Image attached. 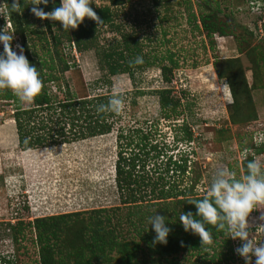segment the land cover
<instances>
[{"label":"rangeland","instance_id":"rangeland-1","mask_svg":"<svg viewBox=\"0 0 264 264\" xmlns=\"http://www.w3.org/2000/svg\"><path fill=\"white\" fill-rule=\"evenodd\" d=\"M93 2L96 6L107 5L106 0ZM218 2L221 17L225 16L223 21L234 30L231 37L214 36L212 43L199 28L193 27L189 19L190 15H197L196 0H125L123 6L114 10L115 22L121 31L135 34L150 55H165L167 52L174 55L178 67L173 70L169 84L160 80L157 68H150L136 75L133 82L125 75H118L105 85L92 51L75 52L74 66L63 74L69 90L76 97L107 91L127 95L119 124L124 128L123 132L133 128L144 132L151 129L147 137L161 148V154H172L174 159L180 152H187V170L180 178V184L185 190L192 187V194L198 197L207 193L219 168L227 167L236 173L237 179L241 178V152L249 142H258L264 132V32L260 35L263 39H260L259 33L248 25L254 18L246 15L243 9L250 7V0ZM259 3L264 4L262 0ZM4 14L3 20H8L6 10ZM28 19L30 29L35 30H45V23L50 22L35 17L32 12ZM9 26L12 31L10 21ZM245 30L254 33L251 41ZM46 36L50 43V37ZM113 37L118 40L117 35L103 29L98 44L106 47ZM25 38L27 43L33 42L36 51L41 53L37 37L27 33ZM13 42L15 47L19 45L18 35H14ZM2 46L0 43V53L3 52ZM217 71L224 76L223 79L218 78ZM228 80L234 86L240 84V90L245 92L244 96L238 95L242 99L237 96L241 118H245L240 122L232 123L230 119L233 109L226 84ZM48 86L52 93L58 94L54 85ZM161 88H169L171 94L180 98L176 110L179 115L169 120L162 119L154 94ZM128 102H133V105L128 106ZM27 104L22 103L23 106ZM3 105L0 101V254L13 256L16 263L21 264L32 261L35 250L29 242L22 240L18 243L26 248V253L22 254L24 249L12 243L5 224L14 220L31 222L45 216L121 206L114 182V163L120 149H125L123 152L128 156L130 151L136 152V148L134 143L125 139L118 142L115 128L105 136L21 152L16 145L9 108ZM250 115L254 118H249ZM180 124L189 129L192 140L189 144H174V150L167 152L166 148L173 147L174 134L180 137L177 128ZM153 154L150 152L149 156ZM256 159L264 164V153L262 159ZM157 164L158 161L150 160L148 167H156ZM120 213L123 215L125 210L121 208ZM262 215L264 206L258 205L248 218L250 235L257 243H264L263 229L258 227L264 224L260 219ZM236 243L241 246L242 242L238 239ZM233 251L225 264H246L234 248ZM110 257L115 258V253ZM179 257L181 264H192V258L187 261L184 253L176 259ZM255 259L253 256L251 264H255ZM196 262L208 264L202 260Z\"/></svg>","mask_w":264,"mask_h":264},{"label":"trees","instance_id":"trees-1","mask_svg":"<svg viewBox=\"0 0 264 264\" xmlns=\"http://www.w3.org/2000/svg\"><path fill=\"white\" fill-rule=\"evenodd\" d=\"M196 1L197 15L189 16L193 27L199 28L209 39V43H212L216 35L231 37L234 28L223 21L225 16L221 17L218 0ZM106 2L107 5L96 6L92 0L91 4L101 23L97 24L85 18L77 29L65 31L60 22L54 21L45 23V30L30 29L28 17L34 6L32 0H20V8L11 11L10 14L7 10L13 0H7L4 9L7 11L8 20H3L5 17L3 15H6L4 11L0 16V25L10 21L13 30L9 28L7 31L9 34L19 36V45L23 47L24 55L40 73L43 89L35 100L26 106H23L9 89L0 90V101L3 102V106L9 108L16 145L21 152L105 136L115 128L118 142L125 139L134 143L136 152L130 151L127 156L123 152L125 149H120L114 163V182L121 206L89 210L86 211L88 214L83 211L45 216L35 218L31 222L14 220L11 224L6 223L5 229L12 243L17 248L24 249L22 254L26 253V248L18 244L22 240L29 242L35 250L34 259L21 264H181V258L179 257V261L176 257L183 253L187 261L192 258V264H196V260L208 264H225L233 255V244L227 230H217L215 226L206 224V229L212 234V243L201 245L199 236L186 232L179 221L182 212L191 211L195 215L197 209L189 202L202 199L206 195L205 193L198 197L192 194V187L187 190L181 187L180 178L187 170V152H180L174 159L172 154L164 152L161 154V148L147 137V132L149 133L151 129L144 132L139 128H133L123 132L124 128L119 126L121 114L96 111L98 105L108 103L112 92L76 97L69 90L63 77V74L74 66L75 60L70 52L72 45L77 53L93 52L105 85L109 84L110 78L118 75H125L133 82L136 75L150 68L158 69L163 83L171 82L173 70L178 67L174 55L167 52L165 55L157 56L146 52L135 34L122 32L120 25L115 22L114 10L123 6L125 0ZM1 3L3 5L5 0H1ZM59 6V0H49L47 5L41 4L38 7L49 12ZM243 10L246 15L254 18L248 25H252L256 31L258 16L252 14L248 7ZM103 29L117 35L118 40L113 37L106 47L99 45L98 37ZM261 31L264 32V24ZM27 33L37 37L41 53L36 51L33 42L27 43L25 38ZM46 34L50 37V43ZM245 34L250 41L255 37L252 30L251 32L245 30ZM260 39L263 37L260 36ZM14 45L15 42L12 48L18 53L19 49ZM137 56L143 58V63L130 67L129 62ZM222 77L224 76H218L223 79ZM49 84L54 85L58 94L49 90ZM226 84L232 98L231 122L243 121L245 118H241V104L238 103L237 96H244L245 92L243 89L240 90V84L234 86L230 80ZM154 94L157 96L162 119L169 120L170 117L179 115L176 110L180 98L171 94L169 88H161ZM241 96L238 97L242 99ZM123 97L126 105L128 97L127 95ZM127 105H133V102L130 104L128 102ZM249 118L253 119L254 116L250 115ZM177 128L180 130V137L177 138L174 134L173 147L166 148L167 152L174 150V144L179 142L189 144L192 140V135L184 124L178 125ZM250 149H254V153H259L263 151L264 145L254 146L249 142L246 146L245 158L241 161L242 176L247 174V163L252 160L248 153ZM150 152H154L153 156H149ZM150 160L158 161L159 164L156 167L154 165L148 167ZM120 207L125 210L123 215L120 213ZM155 214L165 217V224L171 229L167 244L153 243L156 233L149 224V217ZM122 228L126 229L125 233L121 232ZM112 253H115V258L110 257ZM0 264L17 263L13 256L0 254Z\"/></svg>","mask_w":264,"mask_h":264},{"label":"clouds","instance_id":"clouds-1","mask_svg":"<svg viewBox=\"0 0 264 264\" xmlns=\"http://www.w3.org/2000/svg\"><path fill=\"white\" fill-rule=\"evenodd\" d=\"M48 2L49 0H32L34 6L31 12L41 20L60 22L65 31L77 29L85 18L97 24L102 22L91 6L92 0H61L60 6L49 12L38 7L41 4L47 5ZM20 6V0H13L7 11L10 14L11 11H17ZM4 11V5L2 6L0 0V13ZM261 34L262 31L259 36ZM13 39L14 34H9L6 25L0 31V43L3 44V53L0 54V90L9 89L20 102L31 103L41 93L43 81L37 68L30 64L24 55L23 47L16 46L19 54L13 50ZM142 63L143 58L137 56L129 62V66ZM124 109L125 98L117 91L109 98L107 104L98 105L96 111L120 115ZM189 204L195 205L196 214L191 211L182 212L179 221L186 232L199 236L201 245L212 243V234L205 227L206 224L212 225L217 230H227L230 238L242 242L235 252L245 260L246 264H251L253 256L256 258L255 264H264V243H257L250 235L248 222L250 213L257 209L258 205L264 206V165L259 160L249 161L247 174L239 179L236 178V173L227 167L217 169L206 195L202 199L190 201ZM260 219L264 220V215ZM165 220V217L157 214L149 217V224L156 233L154 244H167L171 229L166 226ZM258 227L264 229V224Z\"/></svg>","mask_w":264,"mask_h":264},{"label":"built area","instance_id":"built-area-1","mask_svg":"<svg viewBox=\"0 0 264 264\" xmlns=\"http://www.w3.org/2000/svg\"><path fill=\"white\" fill-rule=\"evenodd\" d=\"M259 1L261 2V0H250V2H249V5H250L249 10H250V12L252 14H254L255 16H258L257 21H256L257 22L256 27H257L258 33L260 34L261 33L262 24H264V17H263L264 16V4L262 5L261 3H259ZM262 1L264 2V0H262ZM253 8H254V11L252 10ZM0 15H1V13H0ZM6 25H7V30L10 28L8 21H6L4 23V25H3V27L0 28V31H2L6 27ZM70 50H71L70 52L72 53V55H74L75 54V50H74V47L72 45L70 47ZM261 136H262V138H258V140H257L258 142H254L253 141L254 146H259V145H262V144L264 145V132L262 133ZM245 150H243V152H241V156H242L241 159L242 160L245 158ZM254 152H255L254 149H250L248 151L249 155L252 156V160L256 159L257 157L259 159H262V156H263V153H264V149H263L262 152H259V153H254ZM261 164L264 165L263 163H261ZM231 241H232V244H233L232 246H233L234 249L239 247L237 245V243H236V241L238 242V239H236V240L231 239Z\"/></svg>","mask_w":264,"mask_h":264},{"label":"crops","instance_id":"crops-1","mask_svg":"<svg viewBox=\"0 0 264 264\" xmlns=\"http://www.w3.org/2000/svg\"><path fill=\"white\" fill-rule=\"evenodd\" d=\"M61 1V0H60ZM61 3V2H60Z\"/></svg>","mask_w":264,"mask_h":264}]
</instances>
